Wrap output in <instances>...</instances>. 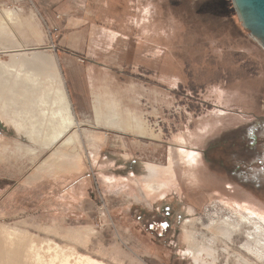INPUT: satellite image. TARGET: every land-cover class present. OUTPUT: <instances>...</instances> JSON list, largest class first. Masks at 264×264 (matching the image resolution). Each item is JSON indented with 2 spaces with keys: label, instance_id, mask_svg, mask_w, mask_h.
<instances>
[{
  "label": "rangeland",
  "instance_id": "1",
  "mask_svg": "<svg viewBox=\"0 0 264 264\" xmlns=\"http://www.w3.org/2000/svg\"><path fill=\"white\" fill-rule=\"evenodd\" d=\"M113 78L136 116L92 114ZM263 124L264 49L232 0H0V264H264L244 206L264 190L224 169L264 184ZM197 232L214 258L188 251Z\"/></svg>",
  "mask_w": 264,
  "mask_h": 264
},
{
  "label": "bare ground",
  "instance_id": "2",
  "mask_svg": "<svg viewBox=\"0 0 264 264\" xmlns=\"http://www.w3.org/2000/svg\"><path fill=\"white\" fill-rule=\"evenodd\" d=\"M39 56H41L40 54H35L33 55L32 57H25V56H19L17 59H16V63H19L21 64L22 66H28V67H37V60H35V58H40ZM59 113V112H58ZM64 115L62 117V122L58 128V131L53 134L52 138L54 140L56 139H59L60 137H62V135L64 134V132H66V130L71 127L72 125V121H71V115L69 113V110L68 108H64ZM72 140V137L70 138H66V142H70ZM245 206V209L247 210H252V211H256L259 213L260 217L262 220H264V210H261L259 209V211H257L256 209L252 208L250 204L248 205H244ZM254 207V206H253ZM212 224V223H211ZM217 225V227H224L223 230H221V232L224 234L223 237L224 239L227 241V242H231V236L233 234L232 232V228H233V223L230 219H222V220H219V221H215L213 222L212 225ZM210 225V224H209ZM240 227H241V224L238 225L237 229L235 230L236 232H240ZM192 233V232H191ZM199 238V240H197L196 236ZM194 236L196 238H192L193 239V244L194 246H189L188 247V251L190 253H192V255L195 257V259H198V261L201 260V255L203 254V252L207 251V256H210V257H213L214 258V253H216V249L213 247L214 245V241L211 243H208V241L210 240V237H207L206 235L202 234V233H196ZM252 239V238H251ZM255 242H256V246L259 244L260 245V241L258 240V236H256V239H255ZM246 244V245H245ZM191 245V244H190ZM261 245H264V242L261 244ZM241 248H244L247 253L251 254L252 256H255L256 258H258L259 260H262L263 259V255L261 254L260 251L256 250L255 248H251L250 246L247 245V243H244L240 246ZM234 255V254H233ZM235 256V255H234ZM201 262L203 264H211V262H204L203 260H201ZM215 263L214 259H213V264ZM244 264H247L246 262H244Z\"/></svg>",
  "mask_w": 264,
  "mask_h": 264
},
{
  "label": "crops",
  "instance_id": "3",
  "mask_svg": "<svg viewBox=\"0 0 264 264\" xmlns=\"http://www.w3.org/2000/svg\"><path fill=\"white\" fill-rule=\"evenodd\" d=\"M101 32V31H99ZM96 34L98 33L97 31L95 32ZM102 33V32H101ZM97 36V35H96ZM96 36H93L91 41H93L91 44L92 46H95L96 47V43L99 42V40L97 39ZM105 34L102 33L101 34V38H100V42L103 44L104 47H107V48H104V49H107L105 50V54H109L110 52V49L109 46L110 45V41H111V38L107 37V40L105 39ZM96 48H94V51H95ZM107 55H103V57H106ZM104 66H107V67H113V66H109L107 64H104ZM98 69H99V75L101 76L102 74L104 73H111L110 75H112V72L111 71H108V72H103V70L101 69V67H94L93 66V72L94 73H97L98 75ZM112 78V77H111ZM119 81V78H113V80H111V84L106 87V90L107 91H110L112 93V95H107V96H103V98L101 99H97L95 101H93L92 103V106H91V112L92 114H101V115H104V114H107V113H116L117 115L119 116H124V115H128V114H131V115H135L137 114L136 111H131L129 110L127 106V102H124L123 101V98L122 100L119 98L118 94H117V91L116 89H114V85ZM141 83H143L144 85H147V82H142L140 81ZM114 84V85H113ZM166 90V89H165ZM167 91V90H166ZM98 98V97H97ZM134 104V103H133ZM128 107V108H127ZM135 108H140L142 107V105L140 104H136L134 105ZM141 109V108H140Z\"/></svg>",
  "mask_w": 264,
  "mask_h": 264
},
{
  "label": "water",
  "instance_id": "4",
  "mask_svg": "<svg viewBox=\"0 0 264 264\" xmlns=\"http://www.w3.org/2000/svg\"><path fill=\"white\" fill-rule=\"evenodd\" d=\"M242 27L264 49V0H232Z\"/></svg>",
  "mask_w": 264,
  "mask_h": 264
},
{
  "label": "flooded vegetation",
  "instance_id": "5",
  "mask_svg": "<svg viewBox=\"0 0 264 264\" xmlns=\"http://www.w3.org/2000/svg\"><path fill=\"white\" fill-rule=\"evenodd\" d=\"M264 126V124L262 125ZM251 140L255 142V140H257L256 136H250ZM250 142V145H253V142ZM216 158L219 159L220 165L224 166L223 162L224 160L228 162V159L225 155H215ZM225 156V157H224ZM256 157H262L264 158V153H261L260 155H256ZM240 165H235L232 169L228 168V165L224 167V169L226 170V172H228V174L230 176H233L236 180H238L239 182H241L242 184H244L243 186H245V188H256L257 190L261 191L264 190V184H260V178L259 176L256 174V172L254 173L252 166H247L245 165V167L241 170L240 169ZM254 183V184H253ZM264 193V192H262Z\"/></svg>",
  "mask_w": 264,
  "mask_h": 264
}]
</instances>
